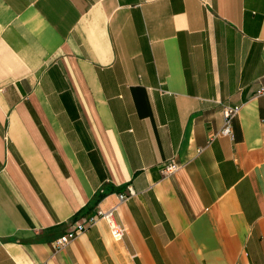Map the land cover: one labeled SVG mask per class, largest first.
<instances>
[{
	"label": "crops",
	"instance_id": "crops-1",
	"mask_svg": "<svg viewBox=\"0 0 264 264\" xmlns=\"http://www.w3.org/2000/svg\"><path fill=\"white\" fill-rule=\"evenodd\" d=\"M262 86L264 0H0V264H264Z\"/></svg>",
	"mask_w": 264,
	"mask_h": 264
},
{
	"label": "built area",
	"instance_id": "built-area-1",
	"mask_svg": "<svg viewBox=\"0 0 264 264\" xmlns=\"http://www.w3.org/2000/svg\"><path fill=\"white\" fill-rule=\"evenodd\" d=\"M258 94H264V86L257 90ZM237 105H223L221 108V127L214 132V136H225L229 139L232 138L231 122L238 111ZM177 165L172 162L162 164L160 172L167 175L177 169ZM135 192L129 184L125 186V191L116 194L117 202L106 210L96 209L95 212L85 219H79L72 222L70 228L64 233L58 235L53 241L52 245L55 248L68 244L77 233L84 230L87 226L94 224L98 220H103L106 223L108 233L114 240H120L125 234V227L114 218V212L117 205L125 199L134 196Z\"/></svg>",
	"mask_w": 264,
	"mask_h": 264
}]
</instances>
